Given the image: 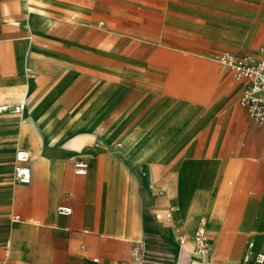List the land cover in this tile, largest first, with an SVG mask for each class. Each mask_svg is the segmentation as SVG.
Returning a JSON list of instances; mask_svg holds the SVG:
<instances>
[{"label": "crops", "instance_id": "obj_1", "mask_svg": "<svg viewBox=\"0 0 264 264\" xmlns=\"http://www.w3.org/2000/svg\"><path fill=\"white\" fill-rule=\"evenodd\" d=\"M98 1L109 7L101 17L110 19V2ZM96 4L73 0L60 9L97 17ZM52 19L49 0H0V105L26 101L22 123L34 117L62 119L60 125L53 122L33 131H77L62 143H35L43 145L40 169L32 165L26 141V147L14 148L13 157L18 149L30 153L28 184L14 180L12 185L0 171V264H258L255 254H264V124L244 114L237 105L243 83L213 59L225 51L238 54L216 51L222 47L211 36L205 37L206 46L194 45L216 49L209 54L212 63L201 68L220 88L214 91L213 83L203 82L195 88L201 104L185 105L179 114L172 109L173 94L161 96L134 125L124 126L126 133H139L148 122L159 123L150 129L152 138L137 148L121 147L118 158L109 149L112 140L95 135L102 125L87 134L71 123L82 114L91 117L86 106L97 98L105 119L119 97L112 88L116 74L96 55L106 59L111 49L75 36L64 38L63 32L52 34ZM54 35L60 47L72 51L71 59L41 47L42 38L53 42ZM173 82L170 73L168 85ZM96 83L102 87L83 100L77 113L64 107L68 84ZM79 157L88 164L85 175L73 173ZM16 184L26 186L24 195L17 194ZM58 205L70 206L72 213L57 214ZM169 208L172 217L167 221ZM12 211L16 219L8 221ZM201 223L211 248L202 261L192 254L193 234ZM178 234L185 236L182 246ZM136 242L143 243L144 261L131 256Z\"/></svg>", "mask_w": 264, "mask_h": 264}, {"label": "rangeland", "instance_id": "obj_2", "mask_svg": "<svg viewBox=\"0 0 264 264\" xmlns=\"http://www.w3.org/2000/svg\"><path fill=\"white\" fill-rule=\"evenodd\" d=\"M106 1L110 2L112 17L109 16L112 19L101 17L104 11L108 12L109 7L99 4L98 0L97 17L81 16L82 18L80 15L74 16L72 12H62L60 9L73 0H49V14L53 16L50 28L52 34L63 32L64 38L73 39L75 36L84 43L107 45L111 49V54L106 59L99 57L101 53L96 55L98 60H105L116 74L113 76L112 88L114 97L120 94L119 97L113 101L105 119L104 105L97 98L86 106V109L92 110L91 117L82 114L80 117L72 118L71 123L75 129L85 130L87 134H91L95 128L102 125L95 135L101 133L102 140L107 142L112 140L109 149L116 152L118 158L120 155L117 151L121 152V147L137 148L142 141L152 138L153 132L150 130L154 126L152 121L144 124L143 130L139 133H126L124 126L126 123L134 125L161 96L173 94L176 99L173 101L172 109L174 114H179L185 105L201 104V101L196 99L195 88L200 87L203 82L213 83L211 87L214 91L220 88V84L216 80H209L208 75L203 72L205 70L201 68L203 63H212L209 54L216 49L206 51L194 45L206 46L208 38L205 37L211 36L217 39L213 42L217 41L222 47L216 51L228 49L238 55L256 53L264 46V0ZM51 39L55 40V35ZM235 42L244 45L239 47ZM40 45L41 47L46 45L43 49L51 50L57 56L71 59L72 51L60 47L56 40L51 42L42 38ZM173 64H176V67L169 68L174 66ZM149 72L158 73L160 80L153 78ZM228 72L231 75V72ZM170 73L174 75L171 86L168 85ZM100 87L102 84L99 83L68 84L63 93L67 100L64 107L71 109L74 114L77 113L85 102L83 100ZM237 105L240 106L238 102ZM240 108L249 118L246 110L241 106ZM24 110L26 111L25 107L20 113L0 116L4 117L0 121L1 128L19 127L17 132L0 131V171L6 174L5 177L10 178L12 185H15L14 148L26 147L28 144L31 155L39 154L43 163L45 157L42 153V143L37 144V151H33L31 145L39 141L46 145L62 143L65 138L77 132L33 131L35 126L47 125V128H50L53 122L60 125L62 119L60 116L51 121L47 117H34L22 123ZM158 125L159 123L154 127ZM24 130L33 135L23 132ZM8 147L13 149L9 150ZM25 187L16 184L17 194L24 195ZM15 215L16 213L12 211L8 221L16 219ZM220 222V219H217L218 229Z\"/></svg>", "mask_w": 264, "mask_h": 264}, {"label": "built area", "instance_id": "obj_3", "mask_svg": "<svg viewBox=\"0 0 264 264\" xmlns=\"http://www.w3.org/2000/svg\"><path fill=\"white\" fill-rule=\"evenodd\" d=\"M214 61L228 68L236 81L242 82L241 94L238 103L243 107L248 116L257 124H264V46L261 47L257 54L236 55L228 51L219 53L214 56ZM26 101L14 105H0V114L20 113ZM15 167L13 178L19 184H28L31 180V172L28 166L30 153L27 150L18 149L15 152ZM88 164L85 159L79 157L73 161L72 170L76 175H85ZM56 212L59 215L68 216L72 209L67 205H58ZM172 209L165 212V220L170 221ZM177 241L180 246L185 243V236L178 234ZM193 255L201 261L204 256L210 252L208 235L204 225L201 223L193 234ZM131 256L138 261H144V246L142 242H136L131 248ZM255 262L261 264L264 262V254L256 253ZM177 264V262L172 263Z\"/></svg>", "mask_w": 264, "mask_h": 264}, {"label": "bare ground", "instance_id": "obj_4", "mask_svg": "<svg viewBox=\"0 0 264 264\" xmlns=\"http://www.w3.org/2000/svg\"><path fill=\"white\" fill-rule=\"evenodd\" d=\"M1 125V124H0ZM22 134V133H21ZM66 139V138H65ZM32 146V149H33V151H37V144H33V145H31ZM43 150V149H42ZM8 153V152H7ZM39 154H37V156L35 155H33L32 156V165L33 166H35L36 168H39L40 169V167L42 166V163H41V161H40V156H38ZM41 155V154H40ZM50 156V155H49ZM44 157V156H43ZM39 159V160H38ZM38 160V161H37ZM207 258V256H204L203 257V260H205Z\"/></svg>", "mask_w": 264, "mask_h": 264}]
</instances>
